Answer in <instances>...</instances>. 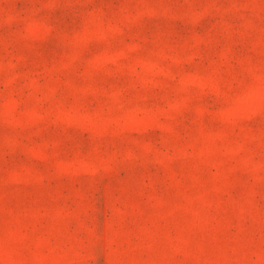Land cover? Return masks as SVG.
Masks as SVG:
<instances>
[{
  "label": "rangeland",
  "instance_id": "1",
  "mask_svg": "<svg viewBox=\"0 0 264 264\" xmlns=\"http://www.w3.org/2000/svg\"><path fill=\"white\" fill-rule=\"evenodd\" d=\"M0 264H264V0H0Z\"/></svg>",
  "mask_w": 264,
  "mask_h": 264
}]
</instances>
